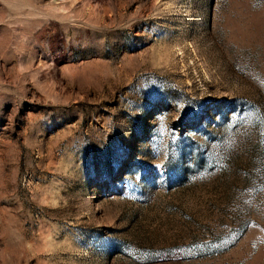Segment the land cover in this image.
<instances>
[{
    "label": "rangeland",
    "instance_id": "374dc122",
    "mask_svg": "<svg viewBox=\"0 0 264 264\" xmlns=\"http://www.w3.org/2000/svg\"><path fill=\"white\" fill-rule=\"evenodd\" d=\"M0 264H264V0H0Z\"/></svg>",
    "mask_w": 264,
    "mask_h": 264
}]
</instances>
